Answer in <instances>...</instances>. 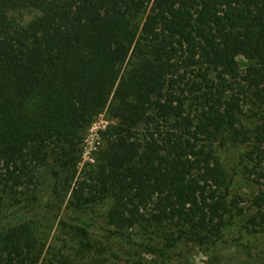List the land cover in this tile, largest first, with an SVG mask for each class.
I'll return each instance as SVG.
<instances>
[{
  "label": "trees",
  "instance_id": "16d2710c",
  "mask_svg": "<svg viewBox=\"0 0 264 264\" xmlns=\"http://www.w3.org/2000/svg\"><path fill=\"white\" fill-rule=\"evenodd\" d=\"M249 104L264 105V0H0V194L41 169L65 176L61 222L83 256L42 259L61 213L53 183L40 204L0 213V264H115L97 233L156 264L182 263L190 245L252 257L264 247V116L246 129ZM105 109L117 123L76 179ZM229 163L259 185L255 215L235 226Z\"/></svg>",
  "mask_w": 264,
  "mask_h": 264
},
{
  "label": "rangeland",
  "instance_id": "374dc122",
  "mask_svg": "<svg viewBox=\"0 0 264 264\" xmlns=\"http://www.w3.org/2000/svg\"><path fill=\"white\" fill-rule=\"evenodd\" d=\"M244 107V116H242L241 123L248 130L254 129L260 124L261 118L264 116V105L258 107L249 104ZM116 123V119L110 115L108 109H105L97 115L87 127L83 143L81 144L82 153L78 162L76 179L86 175L95 165L98 153L102 147L100 131L110 125H115ZM50 164L56 165V160L52 158ZM227 166L228 168H232L231 175L233 178L230 200L236 201V208L233 209V215L228 219V222L231 226H235L241 221H246L255 215V208L252 207L251 200L257 195L259 185L256 184L254 176L241 171L236 164L229 163ZM53 183L55 184L56 191L62 194V200L59 202L61 213L55 220L50 221L49 223V230L43 239L44 247L42 259L47 256L64 255L70 256L76 260H82L83 256L73 257L77 256V253L79 254L81 250L79 249V246H75L76 242L72 240L69 229L63 227L61 222L67 215L65 209L73 189V185H68L65 181V176L57 180L55 183L49 172H43V169H41L40 179L29 188H19L18 195L12 196L8 194H0V213L25 203L40 204L43 202L42 200L45 195V189H49V195L52 192ZM40 191H42V194ZM36 196L37 198H35ZM91 238L96 247L101 248V250L104 251V256L108 255L110 257L108 260L109 263L156 264L153 258L134 249L127 248L121 242L109 239L103 234H91ZM240 256L241 255L238 254V251L233 248L217 257L209 258L201 251V249L194 245H190L181 257L183 262L178 264H264V247L260 248L250 258H242ZM174 264H177V262Z\"/></svg>",
  "mask_w": 264,
  "mask_h": 264
}]
</instances>
